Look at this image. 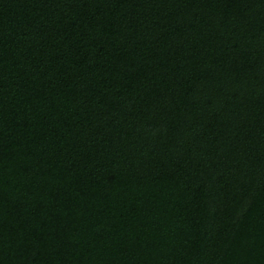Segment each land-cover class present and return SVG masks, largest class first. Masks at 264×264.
Listing matches in <instances>:
<instances>
[{
    "label": "trees",
    "instance_id": "1",
    "mask_svg": "<svg viewBox=\"0 0 264 264\" xmlns=\"http://www.w3.org/2000/svg\"><path fill=\"white\" fill-rule=\"evenodd\" d=\"M0 264H264V0H0Z\"/></svg>",
    "mask_w": 264,
    "mask_h": 264
}]
</instances>
